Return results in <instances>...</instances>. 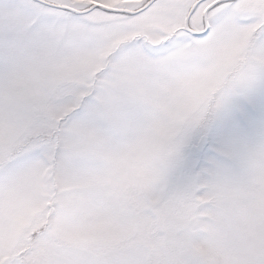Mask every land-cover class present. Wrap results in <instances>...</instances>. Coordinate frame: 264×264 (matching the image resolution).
I'll use <instances>...</instances> for the list:
<instances>
[{"label": "snow or ice", "instance_id": "1", "mask_svg": "<svg viewBox=\"0 0 264 264\" xmlns=\"http://www.w3.org/2000/svg\"><path fill=\"white\" fill-rule=\"evenodd\" d=\"M0 264H264V0H0Z\"/></svg>", "mask_w": 264, "mask_h": 264}]
</instances>
